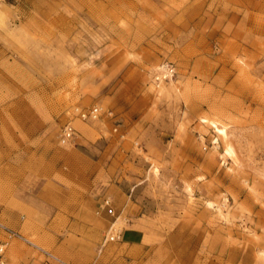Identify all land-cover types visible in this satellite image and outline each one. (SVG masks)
Listing matches in <instances>:
<instances>
[{"label":"rangeland","instance_id":"374dc122","mask_svg":"<svg viewBox=\"0 0 264 264\" xmlns=\"http://www.w3.org/2000/svg\"><path fill=\"white\" fill-rule=\"evenodd\" d=\"M0 222L7 264H264V0H0Z\"/></svg>","mask_w":264,"mask_h":264},{"label":"built area","instance_id":"2783aa9c","mask_svg":"<svg viewBox=\"0 0 264 264\" xmlns=\"http://www.w3.org/2000/svg\"><path fill=\"white\" fill-rule=\"evenodd\" d=\"M175 67L172 63H162L154 74V80L162 81L172 78L175 75ZM112 111L104 109L99 104H92L83 108H75V115L84 122H93L101 118L102 116H112ZM78 137V131L72 125L70 121L65 122L60 129L59 142L62 145L73 144ZM100 208L112 216L114 215V208L112 206V200L109 196H104L100 203ZM0 228L6 233V238L0 242V264H7V258L5 255L6 246L9 243V239L15 236V232L4 226L0 222ZM122 230L113 226L111 223L103 235L100 247H104L109 242H117L121 240ZM41 254L44 256L43 264H69L60 258L56 257L47 250L40 248Z\"/></svg>","mask_w":264,"mask_h":264},{"label":"bare ground","instance_id":"6f19581e","mask_svg":"<svg viewBox=\"0 0 264 264\" xmlns=\"http://www.w3.org/2000/svg\"><path fill=\"white\" fill-rule=\"evenodd\" d=\"M201 121H203V122H207L208 120L205 119V118H202ZM210 123H211V126L214 127L215 131H217L218 133H221V134H225L224 129L218 127L217 124H216V122H214V121H210Z\"/></svg>","mask_w":264,"mask_h":264}]
</instances>
